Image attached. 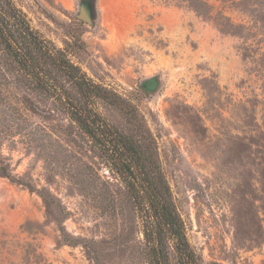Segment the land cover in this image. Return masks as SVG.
I'll return each instance as SVG.
<instances>
[{
	"label": "rangeland",
	"instance_id": "rangeland-1",
	"mask_svg": "<svg viewBox=\"0 0 264 264\" xmlns=\"http://www.w3.org/2000/svg\"><path fill=\"white\" fill-rule=\"evenodd\" d=\"M80 2L15 0L143 116L202 264H264V0H94L91 23L77 18ZM153 76L157 92L142 94ZM0 167L14 179L0 177V264H147L119 179L1 53Z\"/></svg>",
	"mask_w": 264,
	"mask_h": 264
},
{
	"label": "trees",
	"instance_id": "trees-1",
	"mask_svg": "<svg viewBox=\"0 0 264 264\" xmlns=\"http://www.w3.org/2000/svg\"><path fill=\"white\" fill-rule=\"evenodd\" d=\"M80 6L93 22L94 0H81ZM0 53L26 87L56 103L119 179L142 221L147 264H171V256L176 264H202L186 237L155 139L137 108L114 90L94 82L68 58L65 49L34 30L15 0H0ZM138 87L144 95L154 94L159 77L145 78ZM100 104L120 115L123 129L102 115ZM0 177L14 181L4 167H0ZM27 188L38 192L46 207H51L47 195Z\"/></svg>",
	"mask_w": 264,
	"mask_h": 264
},
{
	"label": "water",
	"instance_id": "water-1",
	"mask_svg": "<svg viewBox=\"0 0 264 264\" xmlns=\"http://www.w3.org/2000/svg\"><path fill=\"white\" fill-rule=\"evenodd\" d=\"M77 18L86 23H91V18L84 7L79 8Z\"/></svg>",
	"mask_w": 264,
	"mask_h": 264
}]
</instances>
